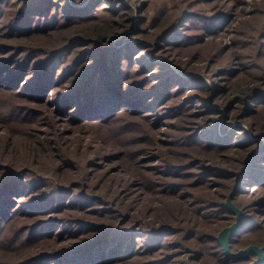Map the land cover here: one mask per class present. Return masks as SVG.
<instances>
[{"label":"trees","instance_id":"trees-1","mask_svg":"<svg viewBox=\"0 0 264 264\" xmlns=\"http://www.w3.org/2000/svg\"><path fill=\"white\" fill-rule=\"evenodd\" d=\"M107 2L110 0H0V96L13 97L8 105L0 102V264H170L173 255L146 259L156 251L162 254L167 247V242L162 241L165 236L192 241L193 248L179 252H192V257L197 260L205 256L202 264L236 262L227 258L216 241L214 235L219 229H200L198 220L213 217L225 223L232 220L234 216L223 206L224 197L218 199L236 183L238 186L233 195L249 189L256 190V193L264 190V173L256 172L264 166L260 163L264 162V145L261 146L259 139L264 138V77L254 75L253 69L259 65L250 63L252 60L256 62L257 56H264V28L257 36L255 55L247 54L244 48L248 43L242 38L248 37L247 33L235 30L227 34V25L224 26L225 34L219 32L223 30L219 26V30H212L214 24L221 22L218 20H224L222 14L206 20L209 22L206 31L212 36L203 41L208 45L215 36L223 35L218 51L209 63L225 67L217 73L227 78L226 84L235 77L236 82L247 78L245 82L238 81L241 83L234 88L231 103L239 109L233 118L246 120L254 117V126L242 125L233 130L242 132V137L236 141V137L231 133V136L227 135L226 130H215L224 129V120L214 118L210 124L198 125L181 134L179 127H174L176 134H169L157 129L165 126L158 121L175 115L176 109L180 110L184 102L168 107L164 104L169 102L166 100L171 89L187 90L185 81L173 72L189 76L200 84H205L206 80L178 66L157 72L148 69L147 66L152 65L149 62L140 61L136 69L132 61L134 49L124 55L119 46L122 39H115L125 20L118 14L121 1L114 3L111 0L106 19L97 14L100 3ZM199 14L194 11L179 14V18L160 35V42L168 37L181 42L193 38L179 32L185 19L190 22L198 19ZM158 15L162 23L166 19L165 10ZM56 36L60 38L55 42ZM180 43L175 41V45H183ZM129 44L134 47L133 42ZM141 50L144 49L139 52ZM228 53L227 60L220 61L219 58ZM123 61L126 62L124 67ZM205 90L202 87L199 92ZM193 95L196 100L202 98L199 93ZM181 113L182 110L176 114ZM39 127L44 128L43 131H38ZM73 128H78L77 137L68 132ZM95 130L105 131L110 140L115 137L113 139L120 140V144L115 143L114 147L107 149L110 140ZM161 136L167 139H158ZM75 140H78L77 150L72 148ZM86 140L96 141L100 149L82 147ZM159 143L167 145V152L173 158L156 150ZM80 148L83 150L82 160L77 158ZM105 148L108 154L102 153ZM180 148L214 154L238 149H251L254 153L257 148L261 150L258 155H251L246 171L238 178L236 173H225L227 170L221 166L203 163L199 164L197 171L188 173L197 165H193V161H183ZM152 152L161 163L146 167L144 163L154 160L146 161L144 156ZM243 159H240L238 168L234 162L233 167L238 170L242 164H248V159ZM111 164H116L120 172L123 167L132 172L130 181L126 177L123 186L112 178L108 182V187L115 186L114 195L121 200L136 186L147 192L179 197L188 207L156 209L158 217L164 218L166 212L175 217L172 223L165 220L158 227L137 226L136 223L130 227L109 224L122 221L128 208L123 211L120 205L113 206L85 188L91 184L89 176L94 170L103 174L98 177L96 185L103 184L108 173L105 168ZM74 170L79 173H72ZM224 175L229 179L232 175L233 182L223 185L224 192L219 193V198L213 202L192 197L187 191L188 185L181 180L190 177L194 178L195 185H202ZM254 181L253 188L241 186ZM136 204L129 210L134 214L132 218L137 217L139 211L143 212ZM252 205L260 208L253 216L250 215ZM241 208L245 219L229 239L232 250H236L234 245L238 242L251 240L262 228L264 196L243 204ZM182 212H185L184 216L179 217ZM16 219L21 223L15 230L12 226ZM58 224L67 229L54 231ZM6 231H10L8 241L4 238ZM139 235L149 237L141 249ZM66 237L77 240L67 247L47 252L52 246L50 243ZM259 241L264 243V239ZM252 254L246 255L245 259Z\"/></svg>","mask_w":264,"mask_h":264},{"label":"rangeland","instance_id":"rangeland-1","mask_svg":"<svg viewBox=\"0 0 264 264\" xmlns=\"http://www.w3.org/2000/svg\"><path fill=\"white\" fill-rule=\"evenodd\" d=\"M113 1V0H112ZM122 5L120 6L119 10L120 12L118 13L120 16L119 18L125 17V20L123 22V26L119 29V32L116 34L115 39H122V43L119 45L121 48V51L124 55L132 53L133 56V63L136 67V69L139 68L140 61H146L149 62L148 69L151 71H167L168 68H175L176 66L182 68L183 70L187 71V73H196L198 76L202 77L205 81V84H200L199 81H194L191 77L189 76H184L179 73L173 72L174 75H177L180 79L185 81V85L187 90L179 91L178 89H171L172 91L171 95H168L167 100L169 101L165 103L164 105L166 107L168 106H175L179 103L184 102V106L180 108V110H177L174 112L175 115L171 116H166V118H162L159 120V124L165 125L163 127L157 128L160 129V131H163L164 133H169V134H176L175 128L174 127H179V134L185 133L191 129H195L198 125L200 126H205L202 124H210L212 119H222L224 129L218 130L215 129L216 131H224L226 130V134L231 136L233 134L236 139L242 137V132L237 133L236 131L234 132L233 130L240 129L239 126L245 127H253L254 122L256 119L254 117H249L246 120H239L236 118H233L235 115L236 111L239 109L237 106V109L234 108V104L231 103L233 101V96L234 95V88L237 87L238 83L245 82L247 78L244 80L238 79L237 82L235 81L236 77L234 80H231V84H226V77L221 76L217 73L218 70L223 69L225 67L219 66V65H211L209 61L213 59V55H215V52L218 51L217 47L220 45L222 39V36H215L213 38V41L211 43H208V45H204L203 41H208L210 37L212 36L211 33L206 31V25H208L209 22H206L207 19H211L210 17H215V16H220V14L224 15V20H218L221 22H218L214 24V28L212 27V30H219L220 28L223 30H220L219 32L222 34H230L233 31H242L247 33L249 36L248 37H243V41H245L244 48L247 51V54L249 55H255L257 51V36H259L260 32L264 28V0H114V3L120 2ZM111 0L110 2L103 3L98 6L99 8L97 9L98 12L97 14L104 19L108 16L107 14V8L111 5ZM123 5L125 7H123ZM105 7V8H103ZM61 11V9H59ZM166 12V15L164 18H166L162 23V18H160L159 13L162 11ZM55 11V10H52ZM184 11H194L196 13H201L199 14L198 19H191L192 21L187 22L189 19L184 20V25L183 28L180 30V34L186 35L188 38L187 42L186 40L184 42L188 43L185 44L181 40H175L177 42L183 43V45H175L174 39H171V37L164 38L160 42V35L165 32L171 24H173L177 18H179V14H181ZM221 15V16H222ZM222 21H227V22H222ZM108 22V21H106ZM235 22V23H234ZM228 23V24H227ZM228 26L229 28L224 29V26ZM219 26V29L217 27ZM223 27V28H222ZM73 28H79V27H73ZM208 30L210 29L209 27L207 28ZM226 31V32H225ZM225 32V33H224ZM56 33V32H55ZM54 33V34H55ZM57 38H60L59 36H56L55 42L58 40ZM159 38V39H158ZM202 38V39H201ZM176 39V38H175ZM200 39V40H197ZM227 39V38H224ZM60 42V41H59ZM133 42L134 47L129 44ZM137 42V43H136ZM257 42V43H256ZM180 43V44H181ZM57 44V43H56ZM140 44V46H139ZM130 45L131 48H128ZM127 47V48H125ZM141 50L139 52L140 49ZM230 52V51H229ZM229 54L222 55L219 59L220 61H226L227 58L229 57ZM251 65L252 63H258L259 68H254L253 73L254 75H260L264 77V56L259 58L257 56L256 62L252 60L250 62ZM122 67L126 65V62L123 61ZM143 66V65H142ZM234 68L235 66H231ZM144 68V67H143ZM149 70H145V72H148ZM180 75V76H178ZM238 77V76H237ZM155 78V77H154ZM157 78V77H156ZM242 80V81H241ZM241 81V82H238ZM234 82V83H233ZM215 85V86H214ZM216 85H218L216 87ZM198 87V88H195ZM206 89L202 93L199 91L201 88ZM212 87L214 90H212ZM216 87V88H214ZM220 87V88H219ZM149 88V87H148ZM192 88V89H189ZM224 89L225 92H224ZM192 90V91H190ZM186 91V92H185ZM228 92V93H227ZM175 93V94H174ZM199 93L202 98L199 100H196L195 96L193 94ZM13 97L8 96V95H3L0 96V102L4 103L6 105L10 104L13 100ZM182 104V105H183ZM241 105V104H240ZM235 109V110H234ZM44 112L45 110L42 109ZM182 110L181 114H176ZM214 110L215 112H212ZM243 111H241L242 113ZM264 114V113H262ZM243 115H245V112H243ZM261 115V114H260ZM177 116V117H176ZM258 117V116H257ZM154 119V118H153ZM259 119V118H258ZM218 120V122L220 121ZM21 127V126H20ZM44 128L39 127L37 130L38 131H43ZM185 129L184 131H182ZM96 131V130H95ZM231 131V132H230ZM68 132H72L73 137H77L79 134L78 128H73L69 129ZM98 134H101V136H104L108 138V135L105 131L97 130L96 131ZM248 132L252 134L251 130L248 129ZM74 133V134H73ZM213 133V132H211ZM214 133H219V132H214ZM201 134H204L201 133ZM70 136V138H73ZM159 136H156V138ZM115 138V137H113ZM111 137V140L107 142L106 148L114 147L117 144H120V140L115 141ZM166 140V136H161L158 139ZM257 139V138H256ZM259 139L262 141L261 146L264 145V138L259 137ZM112 141V143H111ZM78 140L74 141L73 144V150L79 149L77 146ZM88 143V145H86ZM139 146V145H138ZM82 147H91L94 150L100 149V145L94 140H86L85 144ZM81 147V148H82ZM167 145L159 143L156 145V150L158 152H165L168 157H171L168 152H167ZM253 147V146H252ZM78 151V156L77 158L80 157V160L83 159V150ZM104 149L102 152L103 154H108L109 151L107 149ZM261 150V149H260ZM259 148H257L254 152L250 151H244L243 149L240 150H227L223 152H219L214 154L213 152L210 151H205V150H200L199 152L195 153L192 150L188 148H180L179 151L181 155L183 156L184 160L183 161H193V168L188 170V173H192L195 170L197 171L199 164L203 163L204 165L210 166V165H218L227 170L225 173H236L237 177L241 175L244 171H246L249 163L251 162L250 157L251 155L255 156V154L258 155L260 153ZM156 151V152H157ZM101 153V152H100ZM99 153V154H100ZM153 153V152H152ZM264 153V152H263ZM263 155V154H261ZM202 159L205 162H200L198 159ZM245 158V159H243ZM144 159L146 161H150L151 159L154 161L146 162L144 163V166L146 167H151L155 164L161 163L160 160H157V156L155 154H146L144 156ZM196 159V160H195ZM240 159H243V161L247 160L250 161L248 164H242L241 168L237 170V168L240 166ZM156 160V161H155ZM233 162L237 163V168L235 169L233 167ZM246 162V163H247ZM263 164L264 162H260ZM116 164H111L110 166H106L105 170H108V173H106V179L103 184H97V179L98 177H101L103 174L101 171H93V175L91 177L89 176V179L92 180L91 184L88 185L85 190L91 191L104 200H107L109 204L114 205H120L122 207L123 211H126V208H128V212L125 213L122 221L117 220L115 222H111L109 224H112L113 226H119V227H130L134 223L135 225L139 226H146L150 225L151 227H158L160 226L161 222L165 220H169V223H172L174 220V216L170 212H166L164 214L165 217L162 218L160 215L159 217L157 216L158 214H155V210L158 208H162V210H169V207L172 206L173 208L183 205L184 208H187L188 205L183 203V199L177 197H169L165 195H160L159 193H152V192H147L139 187L137 188L134 186L132 188L131 194H126L122 197H117L116 192H115V186H110L108 187V182L112 179L113 181L117 182L118 185L123 186L126 184V181L124 179L127 178L128 181H130V178L132 177L130 171L125 170L123 167V171H119L118 167H115ZM32 169H35L34 166H30ZM261 170L259 169L256 171L257 173H264V166H261ZM39 169V168H38ZM200 169V168H199ZM42 172L45 171L44 169H41ZM72 173H79L78 171H71ZM105 173V172H103ZM66 174V173H65ZM70 173L67 174L69 176ZM233 175V174H232ZM230 175L232 178H228L227 176L223 177H217L215 180L208 184H202V185H195L194 183V178L187 177L185 179H181L184 184L188 185V190L192 197H196L197 199H203L204 201H215L217 198H219V193H223L225 188L223 185L226 183H232L233 182V176ZM232 181V182H231ZM254 182H251L250 184L246 185L243 184L241 186L247 187L249 189L250 187L253 188L252 184ZM105 184V185H104ZM238 183L236 185L234 184L233 188L228 190L227 192H224L222 196L218 200H222L224 197L223 206L225 207V203L227 199L229 198L230 203L238 209L242 216V222L240 226H242L244 219H245V213L242 210L241 206L243 204H248L252 200L254 201L255 199L259 197L264 196V190L262 193H256L257 191H252L251 189L245 191V193L239 192L238 194L233 195L235 192V189L237 188ZM114 190V191H113ZM262 190V189H261ZM224 195V196H223ZM186 202V201H184ZM139 204V209H142L143 212H138V216L134 217L133 212H129L130 209H132V205L134 204ZM136 204V205H137ZM175 208V209H177ZM258 206L252 205L250 207V215L253 216L257 214ZM227 210V209H226ZM230 214H232L234 217L232 220H228V223H225V221H220V219H214V217L210 219H204V220H198V227L200 229H204L205 231H209L210 229H213L217 227L219 230L217 233L214 235L216 238L217 235L225 228L230 227L232 224L236 222V214L230 212L227 210ZM174 213V212H173ZM185 212H182V214H179V217H183ZM130 215V216H129ZM173 217V219H172ZM170 219H172L170 221ZM210 220V221H209ZM264 221V220H263ZM21 221L14 220L13 228L16 230L19 227V224ZM23 223V222H22ZM60 225L54 229V231H64L67 228L59 227ZM239 226V228H240ZM17 227V228H16ZM262 227V228H261ZM261 227H259V231L256 232L251 240H249L246 243H237L234 245L236 247V250H232L229 248V250L232 253H238L241 250H245L246 248L250 246H254L257 249L261 251V254L263 256L262 263L264 264V243H261L259 239H264V222H262ZM59 228L58 230H56ZM238 228V229H239ZM9 227L6 229L8 230ZM236 230V232L238 231ZM10 231H6L5 237L6 241L9 240L7 237V234ZM235 232V233H236ZM213 233V232H212ZM234 233V234H235ZM233 234V235H234ZM9 235V234H8ZM232 235V236H233ZM178 237V238H176ZM165 236L163 243H166V249L163 250L162 254L160 252L156 251L152 255H149L146 259H157V258H165L169 255H173V261L170 264H202V261L205 259L204 257H200L197 259H194L193 253L192 252H179V250L182 251V249L186 248H193L194 244L192 241L188 240H183V238H180L179 236ZM138 239L140 240L139 246L140 249L145 247L144 242H147L149 237L144 236V235H139ZM77 238H60L58 242H52L50 243L52 246L47 248V252H52V251H57L60 247H67L70 243L76 242ZM217 241V240H216ZM129 244V242H128ZM128 246V245H127ZM182 246V248H180ZM198 247V246H197ZM196 247V248H197ZM129 248V246L127 247ZM43 249V248H40ZM23 251V250H21ZM225 253V252H224ZM254 253L249 256L248 259H245V256ZM206 256L208 253H205ZM163 255V256H161ZM226 255V254H225ZM227 256V255H226ZM228 259L234 260L233 258L227 257ZM145 259V258H143ZM190 259H192L190 261ZM257 259V254L255 252H248L247 254L243 255L239 259L235 260L236 262L230 263V264H251L253 261Z\"/></svg>","mask_w":264,"mask_h":264},{"label":"water","instance_id":"water-1","mask_svg":"<svg viewBox=\"0 0 264 264\" xmlns=\"http://www.w3.org/2000/svg\"><path fill=\"white\" fill-rule=\"evenodd\" d=\"M225 207L230 212L236 214V222L234 224H232L230 227L223 229L216 237V240L222 246L225 254L227 255V257H230V258H233L234 260H237L240 257H242L243 255L247 254L248 252H255L257 254V259L255 261H253L251 264L262 263L263 256L261 254V251L254 246H250V247L246 248L245 250L239 251L238 253H232L229 250V239L236 232V230L239 228V226L242 222L243 216H242L241 212L238 209H236L230 203L229 198L227 199V201L225 203Z\"/></svg>","mask_w":264,"mask_h":264}]
</instances>
